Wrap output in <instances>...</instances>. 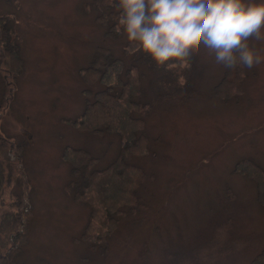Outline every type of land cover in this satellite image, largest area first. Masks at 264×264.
<instances>
[{"label":"rangeland","instance_id":"1","mask_svg":"<svg viewBox=\"0 0 264 264\" xmlns=\"http://www.w3.org/2000/svg\"><path fill=\"white\" fill-rule=\"evenodd\" d=\"M100 11L93 0H0V14L10 16L24 60L14 92L8 90L10 103L0 111V137L22 144L28 175L29 185L22 187L14 172L22 165L15 155L13 164L3 167V182L10 175L12 182L2 186L0 201L23 220L16 227L23 231L19 263L251 264L264 247V201L257 182L237 167L253 160L264 178V61L226 77L232 80L222 87L231 93L227 99L215 93L227 68L204 49L193 52L186 66L169 71L138 61L152 145L149 155L136 158L151 174L143 223L122 218L102 237L109 229L99 209L107 211L93 194L96 186L85 199L91 205L69 190L73 177L63 156L69 145L89 148L100 157V167L120 149L119 136L101 137L73 124L84 108V89L101 86L96 73L87 78L84 71L96 48L106 47L121 59L122 68L133 59L122 30L106 33L116 15L102 22ZM249 43L264 57V40ZM2 79L0 74V102ZM26 189L22 201L17 194ZM219 234L226 238L224 246ZM197 247L202 249L194 253Z\"/></svg>","mask_w":264,"mask_h":264},{"label":"trees","instance_id":"2","mask_svg":"<svg viewBox=\"0 0 264 264\" xmlns=\"http://www.w3.org/2000/svg\"><path fill=\"white\" fill-rule=\"evenodd\" d=\"M113 3L114 0H93V5L101 10L97 16L102 22L107 17L113 18V15H116V22L108 25L106 32L111 36L118 33L116 28L119 12L113 7ZM107 8H110V12L109 10L107 12ZM126 51L127 54L132 53L133 59L129 67L122 68L121 59L114 57L106 47L96 48L84 71L86 77L90 72L96 73L97 82L101 86L84 89V108L73 121L75 127L101 137L106 133L119 136L121 142L116 157L107 166L100 167L98 164L100 157L87 147L69 145L63 152L64 158L71 166L73 180L72 185L71 183L69 185V190L72 191L74 198L86 202L88 191L96 186L93 194L98 205L100 207L104 205L107 211L106 215L99 209V216L103 219L102 224L109 229V231H102V237L109 236L122 218L132 217L135 219H133V224H136L137 221L143 223V214L148 209L144 189L151 174L143 170V166L136 158L149 155L152 148L145 123L149 102L143 87L140 86L142 74L138 71L137 64L138 61H144L155 66V62L143 52L134 51L129 43ZM18 53V43L10 27V16L0 14V74L4 81V98L0 102V111L9 105L12 95L10 93L14 92L17 75L19 76L22 72L24 60ZM237 68H227L223 80L215 86V93L224 99L229 98L231 94L224 93L222 90L224 84L232 82L226 77L232 71L237 72ZM7 97L8 104L4 102ZM0 141H2L0 150L2 147H6L5 156L2 163L0 162V192L3 190L2 186L5 188L12 182V175L6 179L5 183L3 182L5 181L3 167L7 164H13V155L17 156L18 162L22 165L21 169L15 167L14 172L22 187H28V175L21 161L23 160L22 144L5 136L0 137ZM109 147L110 145H108ZM258 168L259 165L250 159L242 160L240 166L237 167L240 172L246 173L257 182L259 200L263 202L264 184L262 185L261 181L264 178H261ZM28 194L26 189V193L24 190L22 194L17 195L22 201H25ZM11 195L16 196L13 193ZM86 203L90 204V202ZM26 208L25 216L29 220L28 206ZM95 210L96 207L93 206L92 213ZM22 223V216L9 212L0 201V231H4L0 237V264H21L18 261V255L23 249L20 244L23 231L18 232L16 227ZM215 236L218 241L221 240L222 246H224L226 238L220 234L219 237L218 235ZM105 243L103 242V244ZM201 249L202 247L195 248L194 253ZM13 255L17 259H14ZM251 264H264V247L251 259Z\"/></svg>","mask_w":264,"mask_h":264},{"label":"clouds","instance_id":"3","mask_svg":"<svg viewBox=\"0 0 264 264\" xmlns=\"http://www.w3.org/2000/svg\"><path fill=\"white\" fill-rule=\"evenodd\" d=\"M116 30L132 49L165 71L204 49L218 65L251 69L264 61L251 40H264V0H114Z\"/></svg>","mask_w":264,"mask_h":264}]
</instances>
